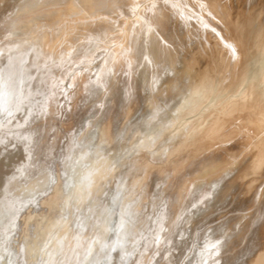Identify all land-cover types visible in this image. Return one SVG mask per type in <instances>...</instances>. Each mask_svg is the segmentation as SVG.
Masks as SVG:
<instances>
[{
	"label": "bare ground",
	"instance_id": "bare-ground-1",
	"mask_svg": "<svg viewBox=\"0 0 264 264\" xmlns=\"http://www.w3.org/2000/svg\"><path fill=\"white\" fill-rule=\"evenodd\" d=\"M95 56L97 79L69 74ZM90 143V177L66 191L67 162ZM121 188L136 197L129 233L150 208L163 219L129 263L264 264V0H0V215L13 261L52 235L48 264L93 252L103 229L75 232L63 208Z\"/></svg>",
	"mask_w": 264,
	"mask_h": 264
},
{
	"label": "rangeland",
	"instance_id": "rangeland-1",
	"mask_svg": "<svg viewBox=\"0 0 264 264\" xmlns=\"http://www.w3.org/2000/svg\"><path fill=\"white\" fill-rule=\"evenodd\" d=\"M65 62L70 63L68 58L65 59ZM101 62L100 56H95L94 59H91L89 70L85 69L84 63H79L78 68L72 69L69 74L80 76L86 73L89 74L91 80H95L98 78L97 70L101 66ZM66 67L70 69L71 66L68 64ZM62 83L63 85H61L62 88L60 91L62 93L69 92L71 86L69 85L68 79H65ZM6 146L7 151L13 154L15 148L21 146L20 139L12 135ZM96 151L97 149L90 143L88 148H84V156L82 159L69 158L67 162L68 169H65L63 179V187L66 191H77L87 182L90 177L88 170L92 168L93 156L96 154ZM24 159L23 154L13 165L14 170L19 173V177L23 174L22 167L23 161H25ZM51 179L49 175L48 183L44 188L30 193L25 198H35L38 193L49 187ZM101 196L103 199L99 201H96L91 194L82 197L80 200L76 199L75 196L73 198L70 196L68 198L69 201L63 208L61 220L69 221L72 229L79 234H83L88 229L92 232L93 229L98 230L102 228L104 231L103 241L95 243L93 252H90L88 255L84 251H80V253L66 259H60L56 264H145L144 260L130 263L128 260L136 252V246L140 245L143 254L146 255L151 247L156 245V239L154 238L158 234L159 225L163 219L159 218L156 211L152 212V208L147 211L145 210V214L147 213L145 215V222L142 223L141 219H139L138 223H136L138 227L137 234H131L127 228L130 226V220H136L134 214L129 211L136 200L133 193L121 188L111 193L106 199L104 194ZM9 229L10 226L5 219V214H1L0 264H17L13 261L11 255L10 248L12 247V243L7 246L4 242L5 237L8 236V234H5L8 233ZM155 229L158 230L155 234H152V231ZM149 236H152V238ZM58 239L59 237L52 235L47 241L33 245L29 253L31 258L28 259L26 257V260L22 264H48L45 251H47L49 243L53 240L57 241ZM13 244L18 246L23 245L15 237L13 238ZM206 246L203 244L198 248L201 254L204 252V247ZM61 251L59 248L55 250L56 254L60 255Z\"/></svg>",
	"mask_w": 264,
	"mask_h": 264
}]
</instances>
